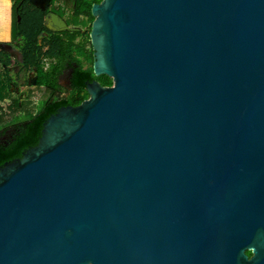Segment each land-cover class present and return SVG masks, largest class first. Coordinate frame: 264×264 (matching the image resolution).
Masks as SVG:
<instances>
[{
  "label": "water",
  "instance_id": "water-1",
  "mask_svg": "<svg viewBox=\"0 0 264 264\" xmlns=\"http://www.w3.org/2000/svg\"><path fill=\"white\" fill-rule=\"evenodd\" d=\"M93 13L114 85L0 168V264H264V0Z\"/></svg>",
  "mask_w": 264,
  "mask_h": 264
},
{
  "label": "trees",
  "instance_id": "trees-1",
  "mask_svg": "<svg viewBox=\"0 0 264 264\" xmlns=\"http://www.w3.org/2000/svg\"><path fill=\"white\" fill-rule=\"evenodd\" d=\"M44 23V14H36V21L33 18H23L21 23H18L16 10L13 14L12 40L20 52L21 63L19 65L21 66V72L26 74L27 72H36L37 69V87L45 89L48 94V99L44 101L41 111H38L36 115H31L30 112L25 110V117L28 118L26 122H16L19 114L27 104H24L20 99L12 100L11 98L10 91L13 84H16L15 76L10 70L11 56L1 50L0 45V137L7 133L10 124L14 126L10 138L0 143V168L7 162L22 158L28 149L38 145L39 140L43 137L46 122L56 114L59 108L78 106L88 100L90 94L86 91V88H88L89 83L97 80L106 87L114 85L113 79L106 75L97 77L93 68L84 69L79 67L75 69L71 77V85L76 92L72 97L56 98L55 94L62 90L59 84V75L65 68L64 63L68 60L78 63L76 57H83L93 63V55L90 54L89 56L84 49L79 50L75 46L74 35H67L70 40L63 37L48 36L43 42H40L43 33L48 32ZM46 59L59 60V65L57 64L52 69L46 70L44 65ZM5 103L6 106L3 105ZM8 115L13 116L11 122L8 121ZM248 254L250 256L251 252H248Z\"/></svg>",
  "mask_w": 264,
  "mask_h": 264
},
{
  "label": "flooded vegetation",
  "instance_id": "flooded-vegetation-1",
  "mask_svg": "<svg viewBox=\"0 0 264 264\" xmlns=\"http://www.w3.org/2000/svg\"><path fill=\"white\" fill-rule=\"evenodd\" d=\"M10 1L12 4L11 6L12 18L16 10L18 23H21L23 18H33V20L36 21V14L38 13L44 14V18H45L44 25L46 29H47L46 21L49 16H51L52 18V16L55 15L65 23L66 27L68 28L67 31H63L62 33H53L52 31L47 29L48 32L43 33L42 40L40 42H43L45 38L48 36L49 37L57 36L61 38L63 37V38H66V40H70V38L67 37V35L69 36L74 35L75 46L79 48V50L84 49L85 52L89 54V56L90 54L93 55V63L91 61L86 60L83 57L81 58L76 57L78 60V63L72 62L69 60L65 62L64 63L65 68L62 70L61 74L59 75L60 85H61L60 77L65 73H68L69 83L71 85V77L76 68L82 67L84 69H88V68L94 69L95 63H96V58H95L96 52H95V48L92 42V34L94 31V25L97 21V17L93 13V8L95 5L102 4L104 0H101V1H98V0H10ZM35 25H36V22H35ZM50 34H52V36H50ZM35 35H36V29H35ZM15 45L16 44L13 43V40L11 38L10 42L4 44L2 47V50L7 55L11 56L12 59L13 57H15L14 56L15 53L12 51L11 47ZM57 64L59 65V60H56V59H46L44 63V65L46 66V70L52 69L53 66H56ZM85 64H89L90 66L86 68ZM16 68L18 70L14 72L13 74L15 76L14 78L17 84L18 82H23L25 76H24V73L21 72L20 65L17 66ZM10 70L12 71V69ZM36 72H37V69H36ZM31 75H32V72L26 73V84L27 85L29 83ZM36 78L38 80L37 75H36ZM16 84H13V87ZM13 87H12V91L14 89ZM35 87H37V85ZM61 87L63 89L62 85ZM61 91L55 94L56 98L62 99L59 96L62 93ZM70 92L75 93L76 91H74V89L71 88ZM16 93L18 94V97H22V96L25 97L29 94L28 91L27 92L21 91L19 90L18 87H16Z\"/></svg>",
  "mask_w": 264,
  "mask_h": 264
},
{
  "label": "rangeland",
  "instance_id": "rangeland-1",
  "mask_svg": "<svg viewBox=\"0 0 264 264\" xmlns=\"http://www.w3.org/2000/svg\"><path fill=\"white\" fill-rule=\"evenodd\" d=\"M9 29L6 26L5 22H1L0 24V39L3 41H9ZM69 36V35H68ZM12 51L15 53V57H13L12 62H11V67L10 69H12L13 73L16 72L18 69L16 68L17 66H19V63L21 62V56H20V52L19 50H17L16 46H12L11 47ZM86 68H88L90 65L89 64H85ZM25 78L23 80V82H18L16 85H14V89L12 91H10V94H12V100L13 99H20L24 102V104H27V106L24 108V110H22L21 114H19L18 119L16 120L17 123H22V122H26L28 120V118L25 117V110H27L28 112H30V114L32 115H36L38 111H41L43 105H44V101L48 99V94L46 93L45 89H41L35 86H29V84H26V74H24ZM68 73L63 74L60 78V83L63 86L62 89V93L59 95L60 98H68V97H72L74 93H71V85L69 83V78H68ZM31 78H33V76H31ZM16 87L19 88V90L24 91V92H32L30 94H28L25 97H18V94L16 93ZM77 94V93H76ZM6 106V103L3 104ZM29 114V115H30ZM13 116L12 115H8V121L11 122ZM13 122V121H12ZM14 129V126L12 124H10L9 126V130L7 131V133L3 136L0 137V143L1 142H5L6 140H8L12 134V131Z\"/></svg>",
  "mask_w": 264,
  "mask_h": 264
},
{
  "label": "crops",
  "instance_id": "crops-1",
  "mask_svg": "<svg viewBox=\"0 0 264 264\" xmlns=\"http://www.w3.org/2000/svg\"><path fill=\"white\" fill-rule=\"evenodd\" d=\"M11 1L10 0H0V24L1 22H5L6 26L9 29V38H12V22H13V18H12V14H11ZM9 41H3L0 39V45L1 48L3 47L4 44L9 43ZM2 50V49H1ZM11 62H12V58H11ZM31 76H36V72H32Z\"/></svg>",
  "mask_w": 264,
  "mask_h": 264
}]
</instances>
